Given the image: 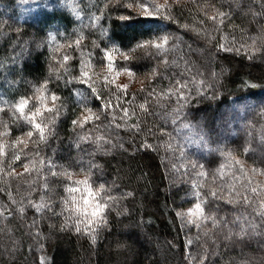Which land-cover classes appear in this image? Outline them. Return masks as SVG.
<instances>
[{
	"label": "trees",
	"instance_id": "1",
	"mask_svg": "<svg viewBox=\"0 0 264 264\" xmlns=\"http://www.w3.org/2000/svg\"><path fill=\"white\" fill-rule=\"evenodd\" d=\"M128 2L0 0V264H264V0ZM111 43L138 83L85 75ZM81 171L107 189L87 223Z\"/></svg>",
	"mask_w": 264,
	"mask_h": 264
},
{
	"label": "rangeland",
	"instance_id": "2",
	"mask_svg": "<svg viewBox=\"0 0 264 264\" xmlns=\"http://www.w3.org/2000/svg\"><path fill=\"white\" fill-rule=\"evenodd\" d=\"M182 0H149L150 2V6L151 3H155L157 5H161L162 7L159 9L160 13H162L164 11L165 8H169V2H179ZM162 10V11H161ZM155 28V29H154ZM153 30L155 31H162L164 29V26L162 25H157V27H154ZM125 30V29H124ZM165 36L164 34H161L160 36H158L154 41H156V43H154L156 45L155 49H161L162 51H164L165 49H167L168 45L165 41L162 40V37ZM115 43H111V48L109 49H115L113 51V55H109V54H104V56L106 57V67L101 69L100 71H93L94 69L86 64L85 68H84V73L85 75L89 76V77H93L95 75V78H98V75L101 77L102 80H104L105 82L111 81L112 83H117L119 85H127V86H131L134 83H138L140 81L139 77H141V75H138L136 73H134V71H129L126 67H124L123 64H117L118 61H124L125 59H123L122 57V53L127 54L129 56V54L127 52H123L121 51V49L119 48V46H115ZM152 44V43H151ZM166 44V46H165ZM143 76V75H142ZM142 79V78H141ZM43 96L45 97L46 103L48 105V108L45 110H49L51 108H53V106L55 105V100L52 96L47 95L46 93H42ZM91 111L90 110H83L82 113V121L86 120L87 118L89 119V117H91ZM3 117V116H2ZM4 119L2 120V122H0L1 124L4 123ZM39 123H37L38 125ZM36 125V129H41L40 127H37ZM40 125V124H39ZM6 131H4L3 129H0V137H4V133ZM34 132H36V130H34ZM6 134V133H5ZM72 172V171H71ZM196 208L194 207H190V209L188 211H185L184 216L186 217V219H192L193 217L196 218L198 217L199 213L201 212L199 209L195 210Z\"/></svg>",
	"mask_w": 264,
	"mask_h": 264
},
{
	"label": "clouds",
	"instance_id": "3",
	"mask_svg": "<svg viewBox=\"0 0 264 264\" xmlns=\"http://www.w3.org/2000/svg\"><path fill=\"white\" fill-rule=\"evenodd\" d=\"M42 89H37L33 97L37 101L33 115L38 120L45 119L44 113L48 108ZM37 127H40L38 124ZM69 184L66 190L69 196V204L75 205L74 211L78 216L83 217L85 222H91L93 216L104 211L106 207L105 193L106 186L97 184L90 173L81 171L80 173H70L65 177Z\"/></svg>",
	"mask_w": 264,
	"mask_h": 264
},
{
	"label": "snow or ice",
	"instance_id": "4",
	"mask_svg": "<svg viewBox=\"0 0 264 264\" xmlns=\"http://www.w3.org/2000/svg\"><path fill=\"white\" fill-rule=\"evenodd\" d=\"M138 5V6H137ZM126 7L129 9H132L134 12H136V14L145 16V17H161V18H167L166 16L162 15L159 11V9L162 7L161 5H157L155 3H151L150 6V2L149 0H132V2H128L126 4ZM53 39H55V37H53ZM162 40L167 42L168 41V36H163ZM149 42L151 43H156V41H145L143 45L141 44H137V47H141V46H146ZM77 44H79V41H76ZM115 49H105L103 52L104 54H109V55H113V51ZM123 59L128 60L130 59V57L127 54L122 53L121 54ZM129 71L132 72L131 68H127ZM54 99H57V97H55V95L53 96ZM23 99V98H22Z\"/></svg>",
	"mask_w": 264,
	"mask_h": 264
}]
</instances>
